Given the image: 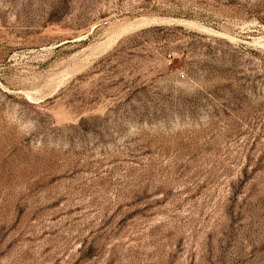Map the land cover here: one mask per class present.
I'll use <instances>...</instances> for the list:
<instances>
[{
    "label": "rangeland",
    "instance_id": "rangeland-1",
    "mask_svg": "<svg viewBox=\"0 0 264 264\" xmlns=\"http://www.w3.org/2000/svg\"><path fill=\"white\" fill-rule=\"evenodd\" d=\"M0 264H264V0H0Z\"/></svg>",
    "mask_w": 264,
    "mask_h": 264
}]
</instances>
